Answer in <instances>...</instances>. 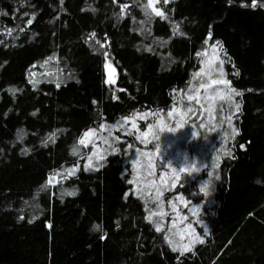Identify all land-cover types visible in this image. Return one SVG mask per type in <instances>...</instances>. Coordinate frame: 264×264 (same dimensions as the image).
Listing matches in <instances>:
<instances>
[{
  "label": "trees",
  "instance_id": "16d2710c",
  "mask_svg": "<svg viewBox=\"0 0 264 264\" xmlns=\"http://www.w3.org/2000/svg\"><path fill=\"white\" fill-rule=\"evenodd\" d=\"M261 4L161 0L162 19L147 0H0V264H264ZM206 40L223 48L227 78L242 93L233 115L239 134L227 141L232 156L214 168L203 243L181 255L147 221L123 145L85 171L89 148L79 140L134 112L171 108ZM104 52L115 83H105ZM181 182L175 192L200 205L197 182Z\"/></svg>",
  "mask_w": 264,
  "mask_h": 264
},
{
  "label": "rangeland",
  "instance_id": "374dc122",
  "mask_svg": "<svg viewBox=\"0 0 264 264\" xmlns=\"http://www.w3.org/2000/svg\"><path fill=\"white\" fill-rule=\"evenodd\" d=\"M214 43H207L205 49L203 50V53L205 55H202L199 57L198 60V68L196 72L200 70L202 67L201 61H205V64L203 67L205 68V72L195 79H191L190 84L186 88L184 92H187L189 95H195L196 88L199 87L201 83H204L206 85L211 84L212 80L220 79V60L224 61L223 68L224 72L227 74L226 79L228 80V73L226 72V60L222 56L219 47L216 45V50L213 51L211 45ZM108 69H113V67L109 66ZM106 69V73L108 71ZM195 72V73H196ZM211 73V75H209ZM194 75V74H193ZM113 78L115 80L114 74ZM191 86V91L189 92V87ZM221 89L224 91H227L224 89V85H213L212 87L208 88L207 91L209 93V96L211 99L204 100V92L205 89L200 90V95L202 101L205 103V108H207L208 104H214L216 111L215 116L216 120L212 122V124L207 123V112L204 113V126L201 127V118H193L189 116L188 122L184 125L183 128H178L176 133H169L167 131V128L163 132L160 131V126L155 127L152 132L147 137V140L150 141V143L147 144V147L139 141H136L134 136H123L121 134V131L112 130L111 133H109L108 130H101L99 127L98 130H96V135L90 136L85 138L86 142L88 144V153L83 159V168L84 165L87 163V158L89 155H92V169H95L99 167L102 164L103 159H97V156L105 157L108 154H111L112 151L109 148L108 144H114L116 147L119 148L120 144H122V150L124 155V161L128 163L129 165V177L131 180L135 179V183L132 184L133 194L137 196V193L135 191L137 185L139 184L142 187L141 183V176L145 171H153V172H159L164 171L169 176L172 175V168L168 167L167 161L171 158H173L177 152H184L186 151L190 157H196L200 161V171L198 173H194L191 177L185 172L182 173L183 175L194 179L197 182V188L199 190V184L203 180L211 179V181L214 180V168L215 165L219 161L216 160L217 155L221 157L225 156L224 151H228L227 149V141L230 137V134L232 133V127H230L227 123L226 119H221L222 117H225L227 115H232L237 112L236 103L237 99L235 96H233L232 101L228 100H220L219 98L215 97V90ZM176 107L179 109V111L184 112L186 111V108L184 105H187L189 102L187 101L186 97L183 95V92H181L180 95L177 97ZM182 102V103H181ZM193 104L195 101L192 102ZM220 105H224V111H220ZM173 107V106H172ZM171 107V108H172ZM169 108L168 110H170ZM145 112V111H144ZM167 110L161 111V114L164 117V124L170 127H174L176 124V121L179 120V115H175L173 118L167 117L166 114ZM143 113V112H141ZM159 116H149L148 122H154L155 120L159 119ZM122 122L121 120H118ZM117 121V122H118ZM194 121V122H193ZM117 122L113 124H103L106 126L109 125H115ZM137 123L141 126L143 130H147L145 120H138ZM213 125H217V127L213 128ZM232 126H233V119H232ZM126 127L131 128V124L126 125ZM196 131V136H191L192 131ZM135 131V130H133ZM159 136L160 139L157 140L154 137ZM113 137H120L121 140L132 142L134 147L133 149H128L126 143H116L113 140ZM104 138H107L108 143L104 142ZM143 139V138H142ZM93 144L97 146L96 149H93ZM156 145H160V152H156ZM136 148H139L141 152L148 153L151 152V160L155 165L154 169H145L143 166L148 163V157L147 156H140L141 164L137 165L136 168H133L131 163V153L135 151ZM96 153L95 155L93 153ZM163 153H166L163 155ZM161 165H164L163 169H161ZM211 172L213 175L210 177L208 173ZM68 174V172H66ZM167 179V177H166ZM212 185V183H211ZM211 185L208 189V195H205L204 193H201L203 198V201L200 205L195 204L193 201H188L187 206H185L183 201H174L176 203L177 210L179 212V216L176 212L173 211L172 207L168 203L169 199L174 200L175 196L178 195V192H175V189L173 191H165L164 192V208L163 211L167 212L169 215L165 217H161V215L157 214L153 216V221H162V226L164 228V231L160 232L163 235H165V232H168L170 239L173 241V245H170V247L175 246L177 247V251L181 253V251L186 252L190 249L191 246L198 243L199 241L195 239V237L199 236L200 233H205V225L201 219V215L203 213V207L204 205H208V199L210 196V189ZM179 187V186H178ZM177 189V188H176ZM148 192L147 188H144V192L142 193L144 198H140L144 203L145 200L150 199L147 195H145ZM181 195V194H179ZM138 197V196H137ZM186 200V199H185ZM153 210L157 213L160 212V209L155 207V205H152ZM147 214L149 215V212L147 211ZM187 216V220H181V217ZM173 219H175L176 227H172ZM191 223L192 228H188L187 225ZM155 226V225H154ZM171 229L169 232L168 230ZM178 229L180 231H178ZM169 244V243H168Z\"/></svg>",
  "mask_w": 264,
  "mask_h": 264
},
{
  "label": "snow or ice",
  "instance_id": "6c2138e0",
  "mask_svg": "<svg viewBox=\"0 0 264 264\" xmlns=\"http://www.w3.org/2000/svg\"><path fill=\"white\" fill-rule=\"evenodd\" d=\"M115 2V0H114ZM161 0H147V5L145 6L147 7H151L152 11L155 13V15L160 16L162 19L165 18V13L163 10L156 8L155 5L160 3ZM170 2V0H163V4H168ZM231 2V0H230ZM61 3H63V0H61ZM257 4V0H252V6L255 7ZM243 6V5H242ZM261 7H264V4L260 5ZM128 7V5H122L121 6V13L124 12V10ZM146 15H148L147 11L145 13ZM0 15H6V13L0 12ZM35 19V17L33 16L31 19L27 20V25H31L33 23V20ZM21 31H23L24 29L21 28ZM12 29L8 30V34L11 35L12 33ZM95 33H92V37H95ZM209 39H211V34H209ZM98 44H100V47H105L106 45L101 43L99 40L96 41ZM205 43H208V40L205 41ZM213 51L216 50V44L211 45ZM221 51H223V48L221 47L220 49ZM104 57H105V64L104 67L106 69L109 68L110 64L108 61V53L104 52L103 53ZM205 55V53L203 52H198L197 56H202ZM53 58H49V60H51ZM45 64L48 63V61L46 60L44 62ZM202 67L200 68V70L196 73H194L193 75V79H195L196 77L201 76L204 72H205V68L203 67V65L205 64V61H201ZM223 64L224 61L220 60V68H219V73H220V79H215L211 81V84L206 85L204 83H201L199 85L198 88H196L195 95H189L187 92H183V95L186 97L187 101L189 102L187 105H184V107L186 108V111L181 112L179 111V109L176 107V101H175V96L173 97V107L170 110H167L166 114L167 117L169 118H173L175 115H179V120L176 121V124L174 127H170L164 124V117L161 114V111L158 112H151V111H145L143 113L140 112H134L132 113L131 116L128 117H123L122 118V122L118 121L115 125H109L106 126L105 125H100L101 130H108L109 133H111L112 130H116V131H121V134L123 136H134L136 141H139L141 143H143L145 145V147H147V144L150 143V141L147 140V137L149 136V134L152 132V130L157 127L160 126V131L163 132L165 130V128H167V131L169 133H176L178 128H183L184 125L188 122V118L189 116L193 117V118H201V127L204 126V113L207 112L208 117H207V123L212 124V122L214 120H216V116H215V105L214 104H208L207 108H205V103L202 101L201 99V95H200V90L201 89H205L204 92V100L207 99H211V97L209 96V93L207 91L208 88L212 87L213 85H224V89H226L227 91L221 90V89H216L215 90V97L219 98L220 100H228V101H232L233 96H240L242 95V93L238 92L237 90H235L234 88L231 87V81L227 80L226 77V73L224 72V68H223ZM43 66V65H41ZM32 67H36V65H33ZM113 71H115V69H113ZM238 75V73H236ZM32 76H35L36 73H31ZM209 75H211V73H209ZM30 83H34V81H29ZM105 83H115L114 80H106ZM57 87H60L59 84H57ZM14 91V90H13ZM189 92L191 91V86L189 87ZM174 93H176V95H180V92H176V90H173ZM114 99H116L117 97H113ZM195 101V103L193 104L192 102ZM93 103H95V101H93ZM182 103V102H181ZM239 103H236V108L237 111L239 110ZM220 111L223 112L224 111V105H220ZM234 115V114H233ZM149 116H159L160 118L155 120L154 122H148V117ZM221 119H226L227 123L230 127H232V137L233 139L235 138V136H237L239 134L238 130L232 126V119L233 116L232 115H227L225 117H222ZM138 120H145L146 123V128L147 130H143L141 128V126L137 123ZM194 122V121H193ZM131 124V128L126 127V125ZM217 127V125H213V128ZM135 130V131H133ZM192 136H196L197 133L196 131H192ZM96 135V131L95 130H89L86 131L84 133V137H90ZM85 138H81L79 140V144L80 145H84L85 147L88 146L86 139ZM143 138V139H142ZM155 139L159 140L160 137L159 136H155ZM49 139H51V137H49ZM113 140L116 143H126L127 144V148L128 149H133L134 145L132 142H127V141H123L121 140L120 137H113ZM104 142L108 143L107 138H104ZM109 148L111 149L112 153H117L120 152L121 149L116 147L114 144L109 143L108 144ZM243 147V146H241ZM97 146L95 144H93V149H96ZM156 152L159 153L160 152V147L159 145H156ZM77 154V149H73V155ZM94 155L96 154L95 152L93 153ZM224 155L231 157L232 153L231 151H224ZM140 156H147L148 157V163L146 165H144L143 167L145 169H154L155 165L151 160V156L152 153L148 152V153H143L141 152V150L139 148H136L134 152L131 153V163L133 168H136L137 165L141 164V160H140ZM105 157L102 156H97V159H104ZM216 160L219 161L220 160V156L217 155ZM219 165H215V167H218ZM164 165H161V169H163ZM168 167H170L168 165ZM92 168V155H89L87 158V163L84 165V170L87 171L89 169ZM172 168V175L169 176L166 172L164 171H159V172H153V171H145L143 173V175L141 176V183H142V187L138 184L135 191L137 193V196L139 198H144L142 193L144 192V188L148 189V192L145 194L147 195L150 199L145 200V207L146 210L149 212V215L146 217L147 221L149 223H153L155 225V230L157 232H162L164 231V228L162 226V221H153V216L159 214L161 215V217H165L168 216L169 214L165 211H163L164 208V192L165 191H173L174 189H176L178 186L179 187H183L184 183H182V173H187L190 177L196 173V169L195 166L189 170L187 168ZM79 169V165H77L76 167L72 168V169H68V175H73L77 170ZM96 170H99L98 168ZM208 175L211 177L213 174L211 172L208 173ZM62 173L60 172H56L54 173V175L49 176L48 180L46 181V184L43 186L45 188V190L47 189L48 185H52L53 187H55V184L53 183V181H55L58 177H61ZM167 177V179H166ZM66 178V177H65ZM216 179H219V176H216ZM130 184L135 183V179L134 180H129L128 181ZM210 185L205 184L203 186H201L199 188V192L204 193L205 195H208V189H209ZM67 195H74V192H69L66 193ZM127 195V194H126ZM174 201H183L185 206H187L188 201L185 200L183 195H176L174 200L169 199L168 203L170 204V206L172 207L173 211L177 213V215L179 216V212L177 210L176 207V203ZM152 205H155V207L160 209V212L157 213L156 211L153 210ZM21 219H24L23 216L20 217ZM188 217L187 216H183L181 217V220H187ZM30 223L32 221H29ZM49 227H51V225H49ZM172 227H176V222L175 219H173L172 222ZM187 227L190 229L192 228L191 223H189L187 225ZM169 232L171 231V229L168 230ZM178 231H180L178 229ZM207 234V229H205V235ZM164 239L165 241H167L169 243V245H173V241L170 239V236L168 234V232H165L164 235ZM196 240H198L200 243H203V240L197 236L195 237ZM177 247L172 246V251H177ZM186 250H190V249H186ZM184 252L181 251V255H183Z\"/></svg>",
  "mask_w": 264,
  "mask_h": 264
},
{
  "label": "clouds",
  "instance_id": "9594fccd",
  "mask_svg": "<svg viewBox=\"0 0 264 264\" xmlns=\"http://www.w3.org/2000/svg\"><path fill=\"white\" fill-rule=\"evenodd\" d=\"M192 135L193 134L191 132V136ZM159 147H160V145H159ZM164 154H166V153H163V155ZM167 164L173 168H187L189 170H191L195 166L196 173H198L200 171V161L194 156L190 157L186 151L177 152L173 158H171L167 161ZM211 183H212L211 179L203 180L199 184V188L205 184L211 185Z\"/></svg>",
  "mask_w": 264,
  "mask_h": 264
},
{
  "label": "water",
  "instance_id": "95a60500",
  "mask_svg": "<svg viewBox=\"0 0 264 264\" xmlns=\"http://www.w3.org/2000/svg\"><path fill=\"white\" fill-rule=\"evenodd\" d=\"M106 74H107L108 79L114 80V78H113V74H114L113 69H108Z\"/></svg>",
  "mask_w": 264,
  "mask_h": 264
}]
</instances>
